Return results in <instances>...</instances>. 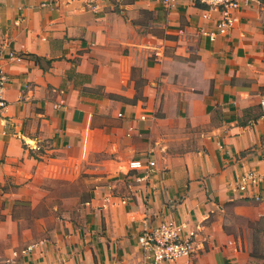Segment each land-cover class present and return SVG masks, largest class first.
<instances>
[{
    "label": "crops",
    "instance_id": "crops-1",
    "mask_svg": "<svg viewBox=\"0 0 264 264\" xmlns=\"http://www.w3.org/2000/svg\"><path fill=\"white\" fill-rule=\"evenodd\" d=\"M4 4L0 0L1 39L12 25L8 14L13 7ZM163 10L167 31L179 35L176 49L158 61L133 56L127 64L122 59L114 67L106 65L107 74L89 73L86 87L97 88L99 96L84 97L72 88L60 99L62 104L53 103L52 109L46 101L36 116L34 108L15 102L20 87L35 84L38 73L43 76L42 67L25 58V64L6 63L9 106L0 117V161L23 156V142L34 141L37 148L47 143L50 150H45L56 152L76 139L87 144L96 131H111L122 141L137 123L146 148L131 149V160L149 156L156 167L147 179L131 184V195L120 200L117 226L107 215L106 236L65 264H154L137 237L167 218L185 224L196 250L163 264H264V186L245 194L235 190L239 176L264 161V0L242 7L233 27L214 40L205 32L217 28L219 14L205 17L206 7L189 0ZM2 42L7 49L51 62L49 42ZM132 70L137 79L131 80ZM22 73L24 82L14 76ZM28 118L36 120L34 137L24 128ZM51 160L54 179L57 159ZM2 170L0 165V177Z\"/></svg>",
    "mask_w": 264,
    "mask_h": 264
},
{
    "label": "rangeland",
    "instance_id": "rangeland-1",
    "mask_svg": "<svg viewBox=\"0 0 264 264\" xmlns=\"http://www.w3.org/2000/svg\"><path fill=\"white\" fill-rule=\"evenodd\" d=\"M4 2V6L13 7L8 14L12 25L0 43L15 39L30 46L42 41L53 49L51 62L40 61L43 76L35 75V84L28 87L19 85L16 96L17 106L34 108L36 116L46 101L52 109L56 108L53 103L62 104L60 99L72 88L84 97L99 96L97 88L86 87L89 73L102 70L107 74L106 65L114 67L116 61L121 64L123 60L127 64L133 56L158 61L176 49L179 35L167 31L164 6L147 0ZM28 53L20 54L25 60L33 59L32 52ZM14 76L24 82L23 73ZM137 77L132 70L131 80ZM35 122L28 118L24 126L33 137ZM139 128L132 124L122 141L111 131H96L87 144L76 139L73 145L59 146L56 152H47V143L37 148L34 141L23 142V156L2 159L0 264H65L106 236L107 215L117 226L122 215L120 200L131 195V184L145 180L136 171L126 173L131 149L142 152L146 148V136L137 132ZM123 141L125 146L118 152ZM43 155V163H37ZM51 158L57 159L54 179ZM144 196L148 198V191Z\"/></svg>",
    "mask_w": 264,
    "mask_h": 264
},
{
    "label": "built area",
    "instance_id": "built-area-1",
    "mask_svg": "<svg viewBox=\"0 0 264 264\" xmlns=\"http://www.w3.org/2000/svg\"><path fill=\"white\" fill-rule=\"evenodd\" d=\"M151 4L162 6H172L180 0H147ZM194 4L206 7L205 17L211 12L219 14L217 28L205 32L212 40L218 34L226 33L238 21L237 12L244 6H248L259 0H189ZM24 60L21 54L12 49H7L0 45V116L8 111V100L6 91L10 82V77L4 68L7 62H21ZM146 115H142L144 120ZM156 160L149 156L132 159L129 163L131 171H145L149 177L150 172L156 167ZM140 178V177H138ZM140 178L139 180H141ZM264 186V161L258 168L247 170L239 176L235 190L239 193H248ZM137 242L143 253L154 264L172 262L181 258L191 256L196 245L191 234L186 232L184 223L172 218L163 219L158 224L145 228L138 234Z\"/></svg>",
    "mask_w": 264,
    "mask_h": 264
},
{
    "label": "trees",
    "instance_id": "trees-1",
    "mask_svg": "<svg viewBox=\"0 0 264 264\" xmlns=\"http://www.w3.org/2000/svg\"><path fill=\"white\" fill-rule=\"evenodd\" d=\"M32 57H33V60L35 61V63H39L40 64V61H41L42 58H40L38 56H35V55H32Z\"/></svg>",
    "mask_w": 264,
    "mask_h": 264
}]
</instances>
